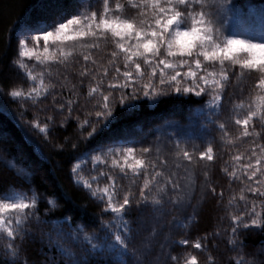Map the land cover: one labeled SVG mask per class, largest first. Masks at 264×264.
<instances>
[{"label": "snow or ice", "instance_id": "6c2138e0", "mask_svg": "<svg viewBox=\"0 0 264 264\" xmlns=\"http://www.w3.org/2000/svg\"><path fill=\"white\" fill-rule=\"evenodd\" d=\"M230 6L231 0H138L131 5L135 8V15H128L127 0H102L100 9H95L90 0H83L70 18L63 16L43 26L22 25L17 38V55L35 56L42 63L53 61L54 63L45 69V73L49 79L57 80L63 73L56 72V69L62 67L64 73H67L69 65L82 61L80 71L76 75L83 79L93 75L106 76L107 69L103 73L97 71L96 61L90 53L97 51L101 44L112 49L109 55L112 58L113 71L121 82L108 83V94L101 93V99L94 105L99 110L86 114L85 127L77 129L81 142L95 137L102 128L110 124L113 104L126 105L131 109L135 106L132 102L141 97L157 99L173 94H187L197 98L211 94L208 123L215 125L221 133H226L228 122L217 123L214 117L223 107V101L231 102V93L225 95L230 81L232 78H239L245 71L254 72L257 82L253 87L260 95L254 103H248V111L244 117L235 120L236 125L243 126V136L254 138V146L248 150L250 154L246 156V162L239 165L243 179L248 181L245 190L253 199L245 200L242 213L231 217V235L241 244L239 259L235 260L234 264H257L255 259L246 258L255 257L257 254L244 253L242 249L246 244L239 238L246 231L256 230L264 233V144L255 141L259 133L249 132V128L256 126L253 124L254 120L258 119L264 123V42H253L251 39H241L225 33L223 14ZM48 28L52 30L49 31ZM41 38L44 44L43 54L35 49ZM75 38H84L81 43L83 51L66 53L57 49L56 52H49L50 40ZM29 41L34 47H28ZM115 61H121L125 71L120 72V67ZM11 62L16 64L15 60ZM89 64L93 66L91 71L87 67ZM142 65L150 71H142ZM28 75H31V72ZM32 79L35 80L36 77L33 76ZM64 79H67V76ZM40 83L39 89L32 88L26 94L12 90L9 95L14 98L33 99L44 93L45 100L51 97V107L54 111L62 115L67 113L60 121L61 124H67L68 120L73 118L75 101L63 102V97L58 101L55 87L49 91L43 87V80ZM89 91L94 98L100 89L90 87ZM75 119L79 120L78 117ZM46 121L43 131H50L49 124L54 127L56 121L51 116L46 117ZM36 127L40 128V123L37 122ZM85 131L86 136L83 135ZM171 139L177 149V158L182 157L189 163L196 159L188 151L179 148L184 137L174 132ZM65 143L69 144L68 138H65ZM116 143L122 142L114 141L113 146L97 149L104 156V160L100 162L101 157H95L98 161V167L94 169L97 178L87 183L86 189L90 197L105 205L106 213L119 214L117 219L123 227L101 220L100 231L89 232L86 225L73 223L71 216L53 215L60 209L56 197H42L39 193L15 199L5 196L0 199V229L11 238L6 250L13 258L20 254V249L14 247L16 239L23 241L25 235L30 234L26 225L36 220L53 225L52 230L41 237L47 251L55 253L49 257L51 264H160L165 255L172 264H177L178 258L166 249V246L172 243L170 237L165 236L162 241L158 240L161 229L144 226L143 221L137 224L136 221L125 220V217L134 206L142 209L154 208L155 211L163 213L168 204L177 207L183 205L186 201L180 199V196L186 192V186L179 174V165L174 169L169 167L168 161L161 160L158 156L154 159L152 146L141 147L137 152L134 147H116ZM69 147L76 150L78 144L71 142ZM57 148L66 150L62 145H57ZM3 158L0 154V159ZM198 158L211 161L212 148L200 152ZM234 159L241 161L242 157L235 156ZM79 167L75 165L70 168L73 178ZM105 168L118 169L121 177H126L130 170L134 178L143 179L142 187L133 192L131 187L119 185L110 172L101 171ZM232 175L234 179H239L235 173ZM98 178L106 179L109 183L102 189L98 187L94 190L93 184L98 183ZM74 182L80 183L75 180ZM205 191L216 194V189L211 186ZM219 195L222 199L223 193ZM65 199L70 200V197L65 194ZM41 202L48 206L45 216L51 217L50 220L40 221L38 213ZM257 208L260 211H257ZM5 214H8L7 219ZM178 243L188 245L190 242L185 239ZM194 247L201 249L202 245L197 242ZM259 256V264H264V247ZM184 264H198L197 257L185 258Z\"/></svg>", "mask_w": 264, "mask_h": 264}, {"label": "trees", "instance_id": "16d2710c", "mask_svg": "<svg viewBox=\"0 0 264 264\" xmlns=\"http://www.w3.org/2000/svg\"><path fill=\"white\" fill-rule=\"evenodd\" d=\"M97 1L90 0V3L94 5ZM82 3L83 0H0V89H2L0 91V154L4 157L0 159V195L13 192L30 194L31 191H36L49 198L56 197L60 209L53 214L55 217L71 216L73 223L86 225L89 232H99L100 221L103 220L105 213L99 202L90 197L87 189L74 182L75 175L74 178L70 175V168L75 166L78 158L85 153L88 144L91 146L113 132L130 125H138L141 120L147 119L151 122L157 120L156 123L160 122L165 126L153 127L155 131L153 138L158 137L163 130L169 135L170 140H172L171 134L175 132L184 137L181 141H192L195 138L200 142L217 140L221 147L208 184V187L216 189V194L206 193L195 214L182 216L183 221L172 236L171 254L178 258L177 264H184L185 258L190 259L191 256L197 257L198 264H234V261L239 259L241 244L231 235V217L242 213L245 200L253 199L245 190L248 181L243 179L239 165L246 162L245 158L250 154L248 150L254 146V138L243 136V126L236 125L235 120L242 119L248 111V103H254L256 97L260 95L253 87L257 82L256 74L251 73L247 84L250 85V89L237 104L243 117L237 116L231 120L226 109L222 108L221 113L215 118L217 123L228 122L226 133H221L215 125L209 124L208 117L202 118L198 115V109L202 108L201 98L187 94L183 96L173 94L157 99L141 97L132 102L135 106L131 109L126 105L113 104L110 124L102 128L96 138L92 137L86 142H81L78 139L77 129L85 127L86 114L99 110L94 105L101 99V93L108 94L106 90L108 83L121 82L116 78L117 73L113 71V62L109 55L112 51L110 47L101 44L97 51L90 53L92 59L96 61L97 71L103 73L107 69L104 77L93 75L81 79L76 73L80 71L82 61L69 65L67 73H64L62 67L56 69V72L63 73L58 80L49 79L45 73V69L53 64V61L42 66L39 63V66L36 63L35 66H31L30 72L36 73L37 77L44 81L43 87L49 91L53 86L55 87L58 101L61 97L63 102L75 101L73 118L69 119L67 124L60 123L67 113L62 115L54 111L50 96L45 100L44 93H40L33 99H26L14 98L9 93L15 84L16 71L11 61L14 60L15 39L20 34L21 26L25 24L43 26L63 16L70 18ZM127 3L129 5L126 9L127 14L135 15V8L131 7L135 3L130 0H127ZM253 18L257 19L255 16ZM81 51L83 49L80 47L74 53ZM115 64L120 67V72L125 71L121 61H115ZM87 67L91 71L93 66L89 64ZM142 71H150V69L142 65ZM65 76L67 79H64ZM90 87L100 89L94 98L89 91ZM225 95L227 96V91ZM223 102L227 104V100ZM227 105L232 108L231 104ZM49 116L56 121V124L54 127L49 124L51 130L43 131L44 124L47 123L46 117ZM169 118L171 119L165 121ZM37 122L40 123V128L36 127ZM253 124L256 126L249 128V132L259 133L255 141L264 144L262 138L264 123L257 119ZM97 127L99 128L100 125ZM83 135L86 136L87 132H83ZM65 138H68L69 144L76 142L78 148L72 150L69 144L65 143ZM57 145H62L66 150H59ZM242 152L243 156L240 154ZM235 156H241V161H236ZM233 173L239 179H234ZM220 193H223L222 199ZM65 194L70 200L65 199ZM47 207L43 202L39 204L40 221L51 219L45 216ZM140 211L141 208L134 206L126 218L138 222ZM257 211L260 209L257 208ZM26 227L30 234H26L23 241L19 238L15 241L14 247L20 249L18 257L13 258L6 250L7 243L11 242V239L2 237L0 264H51L49 257L55 253L47 251L41 242V237L51 231L53 225L33 220ZM185 239L190 242L188 245L178 243ZM239 239L246 244L242 249L244 253L257 254L255 257L246 258L255 259L259 264V253L264 247V233L256 230L246 231ZM197 242L201 243V249L194 247ZM165 264L172 262L167 259Z\"/></svg>", "mask_w": 264, "mask_h": 264}, {"label": "rangeland", "instance_id": "374dc122", "mask_svg": "<svg viewBox=\"0 0 264 264\" xmlns=\"http://www.w3.org/2000/svg\"><path fill=\"white\" fill-rule=\"evenodd\" d=\"M130 1L134 3L138 2V0ZM262 1L264 0H231L230 9L223 14L225 16V33L227 35L237 36L241 39H251L253 40V42H264V3ZM94 6L95 9H100L102 7V0H98L94 4ZM253 16H255L257 19L253 18ZM51 30L52 29H50L49 31ZM17 38L15 39V52L13 58L16 61V64H13V68L15 69L14 71H16L14 74L15 84L11 88V91L18 90L26 94L32 88L39 89L41 87V80L39 79V77H37L36 73L34 74L31 72V75H28L30 70H32L31 66H35L34 63H36L37 66H42V64L46 65L50 61L42 63L41 60H37L35 56H18ZM83 40L84 38H75L60 41L50 40L48 45L49 52H56L57 49H60L62 50V52L74 53L77 48L81 47V43ZM28 47H34L31 41L28 42ZM35 49L38 53L43 54L44 44L42 38L41 41L35 45ZM33 76L36 77L35 80L32 79ZM249 77H251V73L245 71L242 75L239 76V78H232L226 90L227 95L231 93V102L227 101V104H231L232 108H229V106L224 102H222V108L226 109V113L231 120H234L237 116L240 118L243 117L241 111L237 107V104L240 103L239 100L241 99V97H243L250 89V85H247L248 80L250 81ZM201 99L202 108L200 107L201 109H198V115L202 116V118H205L210 114L211 94L206 97H201ZM222 108L218 110L219 114L221 113ZM216 117L217 115L214 118ZM170 119L171 118L166 119L165 121ZM156 121L157 120H155L154 122H151V120L147 119L145 121L141 120L138 125H130L129 127L113 132L108 137L100 139V141H97L91 146L88 144L85 153L78 158V161L75 164L80 166L77 169V173L75 174V181H79V184L86 189V184L91 183L93 181V178H97V172L94 171V169L98 167V161L95 159V157L100 156V162L104 160V156L99 151H97L98 148L113 146L114 141L122 142L116 143L114 145L116 147H134L137 149V152H139V149L141 147L152 146L154 149V159L158 156L159 159L168 161L169 167L174 169L176 165H179L178 171L183 183L186 186V192L181 194L180 199L185 200L186 202L179 207L168 204L165 206V210L163 211V213L155 211L154 208H141L139 214L140 220L137 222V224L143 221L144 226H155L161 229V235L158 237V240L162 241L165 236H168L172 241L173 234L177 229H179L180 222L183 221L182 216H184L185 214H187V216L195 214L196 210H198V207L205 198V189L208 187V184L211 180L212 169L217 160L218 150L221 151V147H219V143L217 142V140H206L200 142V140H197L195 138L192 139V141H180L179 148L188 151L190 154L196 157V159L192 163H189L182 157H176L177 149L173 141L170 140L169 135L164 133L163 130L159 133L158 137L153 138L152 135L155 132L153 127L162 128L163 126H165V124L160 122L156 123ZM209 147L212 148L213 159L211 161L200 160L198 158L199 153L206 151ZM240 154L243 156L244 153L242 152ZM110 163L111 162L109 161V164ZM85 164L88 165L85 166ZM101 171L110 172L111 176L117 179L119 185L124 187H131L133 192L138 191V188L142 187L143 179L134 178L130 170L126 177H121L119 170L114 168H105L101 169ZM205 173H207V177H205ZM108 183V180L98 178V183L93 184V189L95 190L98 187L102 189L103 187L107 186ZM33 193L38 192L31 191L30 194L23 192H13L10 194L0 195V199L4 198L5 196L12 197L13 199H15L16 197H30ZM40 195L42 197L44 196L41 193ZM99 204L104 211L105 205L101 203ZM189 204L191 206H189ZM104 213V222H114L117 227H123V224L117 219L119 214L106 213L105 211ZM5 217L7 219L8 214H5ZM125 220L129 219L125 217ZM13 223L15 224V222ZM2 237L11 239L7 236V233L3 229H0V240L3 239ZM9 243L10 242L8 241L7 244ZM171 244L166 246L167 250H170ZM166 261L167 256L165 255L160 264H165Z\"/></svg>", "mask_w": 264, "mask_h": 264}]
</instances>
